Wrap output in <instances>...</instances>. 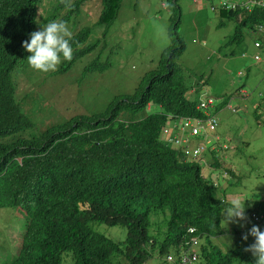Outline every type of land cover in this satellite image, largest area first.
<instances>
[{
  "label": "trees",
  "instance_id": "16d2710c",
  "mask_svg": "<svg viewBox=\"0 0 264 264\" xmlns=\"http://www.w3.org/2000/svg\"><path fill=\"white\" fill-rule=\"evenodd\" d=\"M39 1L0 0V207L25 214L16 254L1 264H63L65 253L72 264H147L153 256L162 258L158 264H179V251L191 237L200 240L198 264H255L247 245L221 250L214 244L223 234L226 201L197 162L160 137L168 116H203L199 99L189 94L196 88L176 64L185 47L176 31L177 0L171 2V44L133 94L116 97L101 114L25 137L32 124L16 101L12 77L29 55L22 42L35 31ZM86 1L74 0L60 20L69 22ZM121 2L102 0L96 23L110 24ZM62 7L60 2L47 20ZM220 15L239 17L233 41L242 39V29L254 33L264 23L262 7L222 9ZM90 34V26L73 34L74 58L66 68L91 51ZM150 105L159 110L146 113ZM212 164L220 167L216 158ZM94 224L125 228L126 237L113 241Z\"/></svg>",
  "mask_w": 264,
  "mask_h": 264
},
{
  "label": "rangeland",
  "instance_id": "374dc122",
  "mask_svg": "<svg viewBox=\"0 0 264 264\" xmlns=\"http://www.w3.org/2000/svg\"><path fill=\"white\" fill-rule=\"evenodd\" d=\"M60 2L39 1L35 31L49 22L47 19ZM171 2L122 0L115 19L105 25L96 23L102 0H87L67 24L73 34L82 27H91L87 43H92L93 48L88 54L67 68V61L62 60L56 71L48 73L33 69L26 60L13 73L16 101L32 124L22 135H39L75 117L101 114L116 97L133 94L141 79L157 69L163 51L171 44L169 31L176 15ZM218 2L177 0L176 31L185 47L176 64L187 85L196 88L190 89V97L211 98L210 110L218 120L214 131L191 138V148L202 147L203 177L215 184L216 196L226 202L245 200L250 223L243 228L234 223L227 225L223 210V234L213 238L221 250H228L236 243L254 242L251 236L243 241L242 234L254 224L250 214L264 196V48L254 47L257 35L245 28L241 30L240 41L231 40L239 17L220 15L222 8ZM66 11L67 7L60 8L51 20H60ZM256 57H261L260 61ZM92 61L95 64L89 68ZM242 90L248 93L247 97L242 96ZM258 102L262 104L257 109ZM158 110L150 105L146 113ZM217 135L219 140L215 139ZM219 144L227 146L222 149ZM206 146L215 147V151L210 152ZM213 156L219 161V168L209 167ZM226 174L230 175L228 180ZM24 219L21 209L0 207V264L15 256ZM161 222L159 217L157 224ZM93 227L113 241L126 237L125 228L120 226ZM161 260L153 256L147 264H158ZM63 264H72L68 253L63 254Z\"/></svg>",
  "mask_w": 264,
  "mask_h": 264
},
{
  "label": "built area",
  "instance_id": "2783aa9c",
  "mask_svg": "<svg viewBox=\"0 0 264 264\" xmlns=\"http://www.w3.org/2000/svg\"><path fill=\"white\" fill-rule=\"evenodd\" d=\"M219 7L224 10H236L237 8L250 11L252 8L262 7L264 8V0H219ZM253 45L257 49L264 48V23H259L255 26ZM261 57H256L257 61H260ZM247 92L242 91V96L246 97ZM213 100L207 98L206 100L199 98L198 108L203 110V116L198 117H173L168 116V120L165 125L162 126L160 137L172 148H180L183 151L185 158L189 161L197 162L199 165L203 163L202 147L191 148L190 142L192 137H197L201 134L206 136L208 131H214L217 127L218 120L210 110ZM216 140H219L218 135L215 136ZM226 144H219L222 149L226 148ZM210 152L215 151V147H205ZM216 157V156H213ZM211 167V165L209 166ZM212 168V167H211ZM228 178V175L225 176ZM251 219L254 224L258 225L262 231H264V212H255L251 214ZM189 233H193L194 229L189 228ZM199 239L191 237L190 242L186 248H182L179 251L178 260L179 264H190L198 257V250L196 247L199 245ZM167 261H173V256L168 255Z\"/></svg>",
  "mask_w": 264,
  "mask_h": 264
},
{
  "label": "clouds",
  "instance_id": "9594fccd",
  "mask_svg": "<svg viewBox=\"0 0 264 264\" xmlns=\"http://www.w3.org/2000/svg\"><path fill=\"white\" fill-rule=\"evenodd\" d=\"M65 7L71 8V0H62ZM29 39L22 42V47L30 53L26 60L35 70L42 73L56 71L63 61H71L74 58L73 33L64 20H51L44 24L37 31L29 34ZM223 212V219L229 223L238 224L241 228L250 220L246 214L245 200L234 199ZM249 236L254 238V242L244 248L245 252H250L255 258V264H264V231L256 224L242 234V240L248 241Z\"/></svg>",
  "mask_w": 264,
  "mask_h": 264
},
{
  "label": "crops",
  "instance_id": "0c3cea01",
  "mask_svg": "<svg viewBox=\"0 0 264 264\" xmlns=\"http://www.w3.org/2000/svg\"><path fill=\"white\" fill-rule=\"evenodd\" d=\"M242 91H244V90H242ZM242 91H241V92H242ZM247 96H248V95H247ZM247 96H246V97H247ZM261 104H262L261 102H258V103H257V105H256L257 109L259 108V106H261ZM211 158H212L211 160H213V158H216V157H211ZM212 163H213V161H212ZM212 165H213V164H211V167H213ZM213 168H214V167H213ZM229 173H230V175H231L232 172H229ZM230 175H229V176H230ZM229 176H228V177H229ZM227 180H228V178H227ZM256 201H257V200H256ZM253 210H254V211H259V212H264V196L261 198L260 201H258V202L254 205ZM253 210H252V211H253ZM219 243H220V242H219ZM220 245H223V244L220 243ZM244 245H248V244H244Z\"/></svg>",
  "mask_w": 264,
  "mask_h": 264
}]
</instances>
